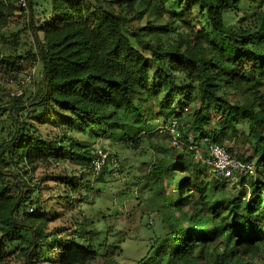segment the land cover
I'll return each instance as SVG.
<instances>
[{
	"label": "trees",
	"instance_id": "1",
	"mask_svg": "<svg viewBox=\"0 0 264 264\" xmlns=\"http://www.w3.org/2000/svg\"><path fill=\"white\" fill-rule=\"evenodd\" d=\"M27 1L32 45L0 55V63L31 59L42 71L33 94L11 98L9 138L0 141V264L14 247L18 264H122L118 257L134 248L128 264H253L248 258L264 255V0ZM14 12L0 0V40L17 49L19 35L2 33ZM6 110L0 103V114ZM241 120L251 157L227 142L238 136ZM159 133L175 148L173 156L154 141ZM103 139L108 146L96 148ZM211 145L255 160L254 175L216 177L190 149L207 157L203 150ZM118 146L158 154L143 162L149 170L139 183L160 198L150 213L164 215L166 231H155L149 220L153 231L144 238L126 237L108 225L100 229L81 207L91 203L94 182L107 192L120 182L112 149ZM98 149L109 151L100 170ZM51 163L61 172L35 181L36 168ZM202 170L216 178L213 189L209 182L192 184ZM233 181L240 192L226 203ZM173 183L176 202L166 194ZM193 189L199 202L186 212ZM128 196L123 192L119 203L144 202L139 193ZM118 236L131 246L121 247Z\"/></svg>",
	"mask_w": 264,
	"mask_h": 264
},
{
	"label": "rangeland",
	"instance_id": "2",
	"mask_svg": "<svg viewBox=\"0 0 264 264\" xmlns=\"http://www.w3.org/2000/svg\"><path fill=\"white\" fill-rule=\"evenodd\" d=\"M15 7L14 15L9 18L8 24L2 29V33L9 39L13 37V35H19L20 47L15 49L12 44L8 42L4 43L0 40V55H14L19 52L26 51L32 45L33 37L31 31L29 29V15L27 9H21L19 0H7ZM42 1V0H40ZM42 5L38 7V10H41ZM264 10V6L262 8ZM147 20L144 19L141 24L145 25ZM42 65L40 62L33 61L31 59L25 60L24 62L19 63V66L14 65H5L0 63V103L4 107L7 108L6 111L0 114V141L3 139H8L9 132V106L10 100L13 97H22L26 99L31 93L34 92L35 82L41 77ZM230 97H234L236 99L240 98L239 94L231 91ZM151 105H156L157 101L155 99H151ZM193 107L188 109V112H191ZM23 115H25L23 113ZM153 116L152 119H154ZM213 123L210 124L211 128L213 127ZM239 127V134L235 139H231L227 141L229 143V147L235 148L236 152L239 154H244L246 157L253 156V151L248 141V136L242 135V131L248 132V125L245 121L241 120L237 124ZM49 129L53 131H57L55 126H49ZM3 130V131H2ZM45 130V129H43ZM160 134V133H159ZM155 138L156 143H160L162 146L167 148V153L169 155H174L175 148L171 146V144L166 141V135H159ZM74 135L79 139L88 140L86 137L79 132H75ZM228 139V138H226ZM108 146L109 140L103 139L95 143V147H100L101 145ZM112 149L118 154L119 157V165L121 167L117 168L116 173H114L116 179H121L119 183L112 186L111 190L107 192L106 188L97 182H94V190L89 193V202L90 204L81 206L86 210L88 214H93L91 218L97 222V225L100 229L105 228L104 225H108L112 227L113 231H122L126 237L132 238H144L146 236V231H161L164 232L168 229V223L163 220L164 215L159 213L158 211H154V213H150L153 210H156V207L160 205V198L153 199V196L148 192V189H145L140 186V181L145 177L147 170H149L148 166L143 164L147 162H153L158 156V154H153L152 151H133L131 149L121 148L120 146ZM255 162V160H253ZM67 168L70 169H78V166L75 164L67 163ZM63 167L57 165V163H51L49 166L41 165L36 168L34 173L35 181L40 180L41 178H49L51 173H59ZM119 170H121L119 172ZM255 173V171H254ZM252 173V175H254ZM124 177V178H123ZM183 177V174H179L176 177V181L180 180ZM115 179L114 177H111ZM124 179V180H123ZM194 182H209L211 184V189L215 187L216 178L213 176L211 172L208 170H202L200 174H195L193 176ZM49 184H53V182H49ZM192 185V186H193ZM247 188L250 187L248 184ZM240 187H237L235 181L230 182L227 186V190L224 193V202H230L237 194L240 192ZM129 191L130 196H128L127 200H134L132 198L133 195H137L139 193L140 197L144 199L142 204H137L136 202H131V204L127 203L124 200V204H120L118 198L122 195L123 192ZM140 190V191H139ZM181 188H179V193ZM195 197L191 201V203L187 206H184V211L189 212L192 209V204L199 202V194L195 192ZM82 193H84L82 191ZM166 194L167 197L172 201L176 202L179 199V194L175 190V184L173 183L171 186H166ZM48 193H45V197H47ZM97 195H99L97 197ZM214 197L219 196V192H213ZM143 212H146V216H144L143 221L140 222L141 215ZM148 214V215H147ZM150 214V215H149ZM152 221L153 229H149L146 226V222ZM123 236H118L115 240L119 241V245L121 247L129 248L131 243L127 241H122ZM19 245V244H17ZM118 245V246H119ZM116 247L113 249L114 257L116 253ZM137 248L133 250L126 249L122 257H118V260L122 264H128L132 260V253L136 252ZM19 252V247L12 248V254L8 256L7 260L3 264H18L20 260H18L17 255ZM250 263L253 264H264V255H258L252 258H248ZM48 264V263H45ZM101 264V263H98Z\"/></svg>",
	"mask_w": 264,
	"mask_h": 264
},
{
	"label": "built area",
	"instance_id": "3",
	"mask_svg": "<svg viewBox=\"0 0 264 264\" xmlns=\"http://www.w3.org/2000/svg\"><path fill=\"white\" fill-rule=\"evenodd\" d=\"M19 4L22 8L28 9L27 0H19ZM173 146L179 147V144L175 139L173 140ZM190 149L196 151V157L201 160L203 164L208 165L211 168V172L216 177L236 179L238 176H246L252 174L254 171V162H244L236 158L223 146L211 145L207 150H203V153H208L207 157H203L201 154L202 152L193 147ZM94 153L96 154L94 165L97 170H100L109 155V151L98 149L94 151ZM113 162L116 166V160Z\"/></svg>",
	"mask_w": 264,
	"mask_h": 264
}]
</instances>
